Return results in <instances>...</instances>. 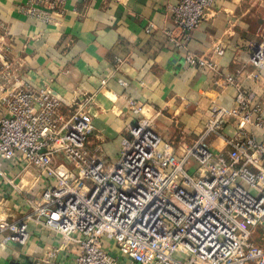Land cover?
<instances>
[{
  "label": "built area",
  "instance_id": "obj_1",
  "mask_svg": "<svg viewBox=\"0 0 264 264\" xmlns=\"http://www.w3.org/2000/svg\"><path fill=\"white\" fill-rule=\"evenodd\" d=\"M67 1L29 0L21 10L50 23ZM213 2L168 5L173 29L165 34L184 49L186 65L216 73L212 57L186 50L174 36L189 40ZM0 29V157L31 171L37 184L48 182L23 220L0 223V249L25 245L34 223L60 239L38 264H61L57 258L66 247L74 251L73 264H264V107L252 105L254 92L226 75L223 85L236 88L234 105L211 103L206 127L192 143L164 141L151 121L140 119L124 130L108 163L88 157L94 128L84 108L93 97L71 112L73 104L48 86L24 83L1 21ZM247 62L257 75L264 72V38L252 45ZM124 100L133 114L142 112V103Z\"/></svg>",
  "mask_w": 264,
  "mask_h": 264
},
{
  "label": "crops",
  "instance_id": "obj_2",
  "mask_svg": "<svg viewBox=\"0 0 264 264\" xmlns=\"http://www.w3.org/2000/svg\"><path fill=\"white\" fill-rule=\"evenodd\" d=\"M176 2L68 0L61 15L43 23L22 12L29 0H0V21L19 58L16 70L24 83L48 86L73 104L71 112L93 97L84 108L96 138L88 149L112 160L124 130L140 119L151 121L164 141L192 143L206 127L211 103L233 107L236 88L223 85L226 75L256 94L253 106L264 107V72L257 75L247 62L252 45L264 38V0H214L207 20L189 40L174 35L185 42L186 50L212 57L216 73L186 65L184 49L166 36L165 31L173 29L167 7ZM149 27L153 30L145 33ZM217 48H223V54H214ZM3 96L0 92V115ZM125 97L142 103V112L133 114ZM234 129L235 124L227 126L229 133ZM42 182L37 184L31 171L0 157V223L23 220L47 186ZM28 232L25 245L0 249V264H38L44 251L60 243L34 223L28 224ZM73 252L70 247L62 249L57 261L73 264Z\"/></svg>",
  "mask_w": 264,
  "mask_h": 264
},
{
  "label": "rangeland",
  "instance_id": "obj_3",
  "mask_svg": "<svg viewBox=\"0 0 264 264\" xmlns=\"http://www.w3.org/2000/svg\"><path fill=\"white\" fill-rule=\"evenodd\" d=\"M94 136H95V134H94V131H93L92 134L89 136L88 141L96 140V138H94ZM88 147H89V145H88ZM88 147H87L88 157H89V158H92L93 156L96 155V151L91 150V151L89 152ZM116 154H117V153H116ZM116 154H115V155H114V154L111 155V156L113 157L112 160H110L109 158H104V157H102V158H103V160H106L108 163H110L111 161L115 160V158H116ZM97 156H100V155H97ZM62 159H64V158H63V157H62V158H61V157H58V159H57L56 161H62ZM64 160L66 161V159H64ZM67 161H68V159H67ZM190 164H193V163L191 162ZM193 165H194V164H193ZM191 166H192V165H191ZM190 168H191V167H190ZM193 168H194V167H193ZM188 170H189V169H188ZM72 173H73V174L76 173L75 169L72 171ZM252 192H253V191H252ZM253 193H254V192H253ZM254 194H255V193H254ZM110 253H112V252H110ZM113 256L119 258V255L117 256V253H114Z\"/></svg>",
  "mask_w": 264,
  "mask_h": 264
}]
</instances>
